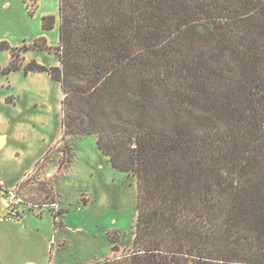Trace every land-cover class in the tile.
<instances>
[{"label":"trees","instance_id":"16d2710c","mask_svg":"<svg viewBox=\"0 0 264 264\" xmlns=\"http://www.w3.org/2000/svg\"><path fill=\"white\" fill-rule=\"evenodd\" d=\"M59 22L60 65L0 49L136 175L133 247L92 264H264V0H59Z\"/></svg>","mask_w":264,"mask_h":264},{"label":"rangeland","instance_id":"374dc122","mask_svg":"<svg viewBox=\"0 0 264 264\" xmlns=\"http://www.w3.org/2000/svg\"><path fill=\"white\" fill-rule=\"evenodd\" d=\"M44 13L56 16L55 26L46 32L47 36L42 30ZM59 24V0H40L39 7L38 4L28 7L24 0H0V42L18 46L16 63H26V53L34 50L27 58L43 59L46 65L54 62L60 65ZM36 39L37 46L47 49L31 48ZM23 42L29 48L27 51L21 48ZM11 60L10 50L0 49V131L12 134L17 126L28 124L32 136L29 134L26 140L12 136L8 146L0 149V163L15 148L30 151L38 160L53 152L50 155L55 162L67 160L61 156L64 150L71 161L52 182L56 184V192L51 195L58 206H50L53 214L58 213L57 224L54 225L50 214L37 218L34 211L25 207L26 227L41 222V232L37 233L36 242L26 237L16 259L25 264L31 254L39 264H92L128 252L133 247L137 220L136 175L113 167L98 148L95 135L63 137V94L61 98L59 84L54 82L47 88L42 80L27 77L22 70L4 72ZM8 80L18 88L20 96H8L6 103ZM44 139L55 141L46 148ZM5 159L3 165L7 170L18 168L14 165L17 160ZM32 162L26 159L20 167L30 168ZM42 199V195L37 197L39 204H43ZM50 201L49 198L47 202Z\"/></svg>","mask_w":264,"mask_h":264},{"label":"crops","instance_id":"0c3cea01","mask_svg":"<svg viewBox=\"0 0 264 264\" xmlns=\"http://www.w3.org/2000/svg\"><path fill=\"white\" fill-rule=\"evenodd\" d=\"M5 5L9 6L8 3H5ZM39 6H40V0H38V7ZM46 14H48V13H44V15H46ZM46 32H48V31H44V33H43V34H45V36H47ZM24 43H26V42H23V44ZM20 45H22V44H19V46ZM16 47H18V46H16ZM32 51H34V50H29L28 53H26V57H25L26 63L25 64H27L31 60H37L39 63L45 64L43 59H39V58H35V57H32L30 59L27 58V54H29ZM52 65H57V63L54 62V63L48 64L47 66H52ZM18 71H20V70H18ZM26 76L31 77V78H33L35 76L36 78L42 80L43 84L47 88H49L51 86V84L54 82L58 83L60 90H61L60 83L53 80L47 72H30ZM8 88H9V90L6 93L5 99H4V101L6 103H7L6 97L16 96L19 98V96H20L18 88L14 84H12V81L8 80ZM60 96L62 98V90H61ZM35 104H38L37 99H35ZM26 131L28 133H26ZM29 134L32 136V130H31L30 125H28V124L17 126L16 132H14L12 134L7 132V130H1L0 131V137H2V144L0 145V149H4L8 146L9 141L12 139V136H14L16 139L19 138L21 140H26ZM33 138H34V135H33ZM44 141L47 142L46 148H48V147H50V144L52 145L54 143L55 139L53 141L52 140L48 141V139H44ZM5 158L11 159V160H14V159L17 160V163H15L14 165H15V167L18 166V168L12 169V170H10V169L7 170V168L3 165L4 164L3 161L6 160ZM5 158H2L3 161L0 163V174L7 181L8 185L15 184L22 177V174L25 172V170L29 167V165L25 168L20 167V165L22 164V162L24 160L32 159L33 164L38 160L37 159L38 156L32 157L30 151H24V150H21L20 148H18V149L15 148V149L11 150L10 155L6 156ZM35 191L40 196L42 195L43 199H44V200L42 199L43 204H40L41 205V207H40L41 213H38V210H39L38 208L32 209V208H29L28 206L23 205L24 207L21 208L22 210H21L20 217L9 216L8 214L5 217L0 216V264H22L21 262H18V260L16 259L17 254H20L21 244H23L26 237H29L30 239L33 238V242H36L37 233L41 232V222L35 221V223H33V226L29 225V229L26 227L25 221H26V218L28 215H27V213H24L25 207L31 211H34L37 218H43L45 213L50 214L53 217V222L55 223V216L52 213V208L50 206L52 204V201H56L55 197L51 195L54 192H56L55 182L51 187L41 186L38 189H36ZM46 194H49L52 196V197H48V199L50 198V200H51L50 202H47L48 199L45 196ZM1 205H2V203H1ZM2 208H4L3 205H2ZM48 247L50 248V245H48ZM33 259H34L33 255L30 254L29 260H27V261L25 260V264H39L37 261H35Z\"/></svg>","mask_w":264,"mask_h":264},{"label":"built area","instance_id":"2783aa9c","mask_svg":"<svg viewBox=\"0 0 264 264\" xmlns=\"http://www.w3.org/2000/svg\"><path fill=\"white\" fill-rule=\"evenodd\" d=\"M32 5H34L33 0H28V7ZM50 154H46L30 168L26 169L22 177L13 185H8L7 181L0 174V202L5 209L10 210L9 216L20 217L21 208L25 203L29 208H38V213H41V205L39 204L41 201L37 200L39 194L35 190L41 186L51 187L56 174L60 173L65 165L71 163L64 150L61 152L62 158L67 159L64 162L62 160L55 162ZM26 192L30 193L26 194ZM45 196L46 198L50 197L49 194ZM29 197H32L33 200H27ZM51 205L58 206L56 201H52Z\"/></svg>","mask_w":264,"mask_h":264},{"label":"water","instance_id":"95a60500","mask_svg":"<svg viewBox=\"0 0 264 264\" xmlns=\"http://www.w3.org/2000/svg\"><path fill=\"white\" fill-rule=\"evenodd\" d=\"M2 144V137H0V145ZM10 212L9 209L2 208V205L0 203V216L5 217Z\"/></svg>","mask_w":264,"mask_h":264}]
</instances>
